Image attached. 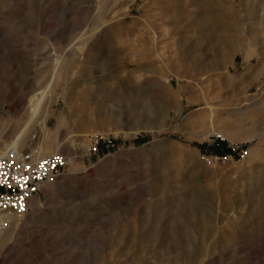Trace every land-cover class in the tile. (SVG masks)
I'll return each mask as SVG.
<instances>
[{
    "label": "rangeland",
    "instance_id": "1",
    "mask_svg": "<svg viewBox=\"0 0 264 264\" xmlns=\"http://www.w3.org/2000/svg\"><path fill=\"white\" fill-rule=\"evenodd\" d=\"M211 131L245 157L207 166ZM20 135L69 163L0 264H264V0H0V150Z\"/></svg>",
    "mask_w": 264,
    "mask_h": 264
},
{
    "label": "built area",
    "instance_id": "2",
    "mask_svg": "<svg viewBox=\"0 0 264 264\" xmlns=\"http://www.w3.org/2000/svg\"><path fill=\"white\" fill-rule=\"evenodd\" d=\"M259 90L257 87L248 95ZM91 139L96 151L99 140L95 136ZM201 148L200 157L209 167L239 162L247 154L246 149L217 131L207 134ZM68 163V156L61 151L45 155L22 147L0 151V236L12 218L22 217L28 212L32 198L57 181Z\"/></svg>",
    "mask_w": 264,
    "mask_h": 264
},
{
    "label": "bare ground",
    "instance_id": "3",
    "mask_svg": "<svg viewBox=\"0 0 264 264\" xmlns=\"http://www.w3.org/2000/svg\"><path fill=\"white\" fill-rule=\"evenodd\" d=\"M44 121H45V118H43L42 120H41V124H43L44 125ZM81 121L82 122H84L85 124L86 123H89L90 122V119H89V117H81ZM46 125V124H45ZM228 138V137H227ZM25 139L26 138H23L22 137V135H20L19 137H18V140H17V142H10L9 143V147H18V148H21L20 146H19V141H22V142H25ZM229 139V138H228ZM230 140V139H229ZM82 145H86V144H88V140H87V138H83V140H81V142H80ZM53 144V143H52ZM8 146V145H7ZM8 148V147H7ZM6 148V149H7ZM5 150V149H4ZM0 151H3V150H0ZM59 151V149L58 148H53L52 146H50V144L47 142V141H44L43 140V142H41L40 144H39V147L37 148V149H35V150H33V152H35V153H37L38 155H45V154H49V153H53V152H58ZM32 201H36V199L35 198H32L31 200H30V202L29 203H31Z\"/></svg>",
    "mask_w": 264,
    "mask_h": 264
}]
</instances>
